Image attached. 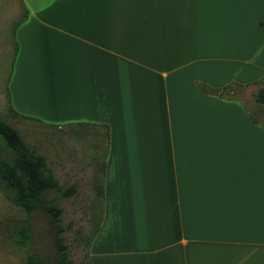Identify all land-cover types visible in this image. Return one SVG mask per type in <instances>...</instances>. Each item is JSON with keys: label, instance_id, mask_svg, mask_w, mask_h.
Returning a JSON list of instances; mask_svg holds the SVG:
<instances>
[{"label": "crops", "instance_id": "obj_1", "mask_svg": "<svg viewBox=\"0 0 264 264\" xmlns=\"http://www.w3.org/2000/svg\"><path fill=\"white\" fill-rule=\"evenodd\" d=\"M20 1L9 105L105 141L90 264H264V126L198 86L264 76V0Z\"/></svg>", "mask_w": 264, "mask_h": 264}, {"label": "rangeland", "instance_id": "obj_2", "mask_svg": "<svg viewBox=\"0 0 264 264\" xmlns=\"http://www.w3.org/2000/svg\"><path fill=\"white\" fill-rule=\"evenodd\" d=\"M23 4L20 0H0V118L9 123L30 146L46 157V164L54 171L63 188L76 184L77 193L60 199L62 236L68 246L69 257L76 264H87L86 240L99 223L100 204L97 200L101 186L102 153L105 141L99 145L95 126L64 127L60 120L32 119L11 112L9 105L10 76L17 40L14 30L21 21ZM233 87V95L246 112L258 122L263 121L264 106L257 107L252 94L262 81ZM231 91V90H230ZM50 120V121H49ZM0 192V264H24L28 255L46 256L54 250L46 212L26 215L7 201ZM93 199H95L93 201ZM28 219L32 242L27 247L13 245L11 231L22 219Z\"/></svg>", "mask_w": 264, "mask_h": 264}, {"label": "trees", "instance_id": "obj_3", "mask_svg": "<svg viewBox=\"0 0 264 264\" xmlns=\"http://www.w3.org/2000/svg\"><path fill=\"white\" fill-rule=\"evenodd\" d=\"M260 81L262 82L259 88L252 94V99L258 108L264 106V76ZM198 86L200 91L209 95L235 99L233 87L241 86V84L230 83L216 90L210 89L204 84ZM10 110L18 115L11 106ZM246 115L253 123L264 126V120L258 122L248 112ZM262 115L264 119V109ZM105 159L106 155L104 154L103 162ZM45 160L46 157L40 154L36 147L30 146L17 129L0 118V192L3 194L2 196L26 215L46 212L52 216L49 221L50 234L54 244L52 254L46 256L27 255L24 264H76L69 257L68 246L62 236L66 229L61 224L62 208L59 204L61 198H69L77 193L76 184L63 188ZM103 162L102 170L104 171ZM97 229L98 223L86 240L87 264H90L88 250ZM29 231V220L24 218L11 231L13 245L27 247L33 240Z\"/></svg>", "mask_w": 264, "mask_h": 264}]
</instances>
